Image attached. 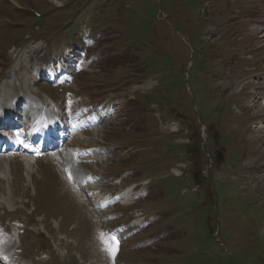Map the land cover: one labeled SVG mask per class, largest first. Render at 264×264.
Wrapping results in <instances>:
<instances>
[{"label":"rangeland","instance_id":"1","mask_svg":"<svg viewBox=\"0 0 264 264\" xmlns=\"http://www.w3.org/2000/svg\"><path fill=\"white\" fill-rule=\"evenodd\" d=\"M34 10L42 18L23 14ZM25 36L41 41L9 50ZM44 43L47 59L64 46L92 58L67 87L81 98L67 96L81 101L85 123H98L64 144L92 151L76 177L85 172L97 183L106 211L68 182L56 150L34 159L2 153L0 234L11 236L4 250L11 258L2 264H264V116L253 118L264 115V0H0V59H11L0 67V105L25 96L48 101L36 88L55 67L40 65ZM73 61H64V74L80 69ZM122 85L129 88L116 93ZM99 96L110 99L101 110ZM178 114L188 122L172 121ZM195 129L205 150L199 181L184 170L200 159L190 157L195 143L178 146L171 136L187 142ZM124 184L129 191L121 194ZM104 222L113 235L104 234ZM102 235L118 242L114 254Z\"/></svg>","mask_w":264,"mask_h":264},{"label":"bare ground","instance_id":"2","mask_svg":"<svg viewBox=\"0 0 264 264\" xmlns=\"http://www.w3.org/2000/svg\"><path fill=\"white\" fill-rule=\"evenodd\" d=\"M2 109H3V111H5L6 113H7V115H6V119L7 120H9V118L10 117H8V115H9V111H8V108H7V105H2ZM7 109V110H6ZM42 115V112L41 113H39V115H38V118L35 120V124H34V127L36 128V127H38V129H37V132H41V129H40V126H41V123H42V120L39 118L40 116ZM49 118V116L45 119V120H47ZM52 118V116L50 117V119ZM35 131V130H34ZM73 133H76L77 134V139H80L81 137H82V134L80 133V130H79V127L77 128V127H74L73 129H72V134ZM71 134V135H72ZM32 141V140H31ZM90 154V155H93V153H92V151L91 150H84V149H82V148H79V149H77V152H75L74 153V155L73 156H77V155H83V154ZM67 158H68V156H67ZM72 158V156L70 157V159ZM2 164V162L0 163V165ZM75 176L76 175H72V174H70V177H74V179H75ZM81 176H83V174H81ZM89 181H91L90 180V178H88V177H86V181H83L82 183H80V184H84L85 185V187L87 188L86 189V191H88V193L90 194V197L95 201V199H96V203H97V205L98 206H101V207H105V205H104V202L106 201V198L104 197V200H102L101 198V196L99 197L98 195V193H96L94 190H96V188H95V186L97 185V183H93V181H92V184L94 185V186H92L90 183H89ZM88 184H90V185H88ZM93 187L95 188V189H93ZM91 190H92V192H91ZM98 190V189H97ZM96 190V191H97ZM92 195V196H91ZM0 245H2V242L0 241ZM1 248V247H0ZM4 248H5V246H4ZM0 255H1V253H0Z\"/></svg>","mask_w":264,"mask_h":264},{"label":"trees","instance_id":"3","mask_svg":"<svg viewBox=\"0 0 264 264\" xmlns=\"http://www.w3.org/2000/svg\"><path fill=\"white\" fill-rule=\"evenodd\" d=\"M1 60V59H0ZM7 59H4V61H6ZM175 114V113H174ZM177 116H181V115H177ZM176 119H178V118H180L179 120H184L183 118L184 117H175ZM213 127V125L210 127V129ZM209 133V132H208ZM209 135H210V133H209ZM197 134H196V129L194 130V131H192V132H190V140H191V144H190V146L189 147H191V145H192V143H195V145H196V149L195 150H192V151H189V153H190V157L193 159V158H195V156L196 155H198V154H200L201 156H200V159H196V161L193 163V161H189V163H190V167L188 168V174L187 175H191V176H193L196 180H199V179H201V177H196V173H197V171H196V167H198V168H200L201 167V162H202V160H203V158H204V154L202 153V151L200 150V149H198V145H197ZM209 137V136H208ZM195 140H196V142H195ZM211 144H212V142L214 141V138H211ZM212 146H213V144H212ZM192 167H193V169H192ZM191 168V169H190ZM197 168V169H198ZM263 253V252H262ZM260 264H263L262 262L260 263Z\"/></svg>","mask_w":264,"mask_h":264},{"label":"snow or ice","instance_id":"4","mask_svg":"<svg viewBox=\"0 0 264 264\" xmlns=\"http://www.w3.org/2000/svg\"><path fill=\"white\" fill-rule=\"evenodd\" d=\"M101 241L106 245V250L112 252L113 254L116 250H118V242H116L114 238H106L102 235Z\"/></svg>","mask_w":264,"mask_h":264}]
</instances>
